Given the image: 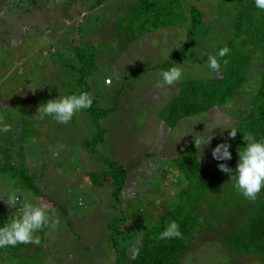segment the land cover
<instances>
[{"label":"rangeland","instance_id":"1","mask_svg":"<svg viewBox=\"0 0 264 264\" xmlns=\"http://www.w3.org/2000/svg\"><path fill=\"white\" fill-rule=\"evenodd\" d=\"M135 1L34 0L33 4L30 0H0V105H9L1 110L2 118L20 120L25 114L31 117H25L22 123L29 130L28 137L8 138L11 142H20L18 150L10 147L9 151L18 152L20 157L7 161L0 148V165L6 162L26 167L34 187L28 188L24 182L9 180L0 174V195L6 197L10 191L29 194L35 198L33 202L45 204L59 222L55 230L45 228L35 233L40 244H25L18 251L21 258H11V246L0 248V264H27V261L36 264V249L41 258L38 264H114L116 252L108 225L114 223L119 212L126 218L124 222L115 223L119 233L115 240L128 261L135 256L140 237L126 238L128 243H125L123 232L133 235L140 231L137 235H141L154 224L151 217H158V209L150 207L151 214L146 210V219L136 223L140 201L149 199L156 202L158 208H164L176 195L178 185L173 177L175 171L169 168L170 160L190 142L195 126L205 125L206 116L181 121L170 129L160 121L158 112L172 100L183 82L210 79L214 72L206 64L185 61L178 65L182 69L179 82L173 86H158L162 83L161 72L165 70L161 65L185 41L188 23L180 17L168 20L165 16L162 20H136V32L141 27L143 31H151L139 32L140 36L135 37L126 29L127 21L120 20ZM163 1L171 0H159L162 4ZM178 1L176 7H183L187 13L192 6L201 10L215 35L225 32L221 31L226 25L223 20H232L236 2ZM29 6L30 12L26 15L16 10L20 8L27 13ZM152 22L166 27L152 30ZM75 50L89 54L77 61ZM207 53V48L200 47L191 55ZM83 68L82 77L78 73ZM135 70L139 72L133 75ZM105 78L113 83L105 85ZM82 91L91 95L96 109L106 113L98 116L81 110L69 123L60 124L38 109L48 100ZM247 91L236 98V105L247 107ZM235 107H227L226 119L238 116ZM219 114L221 112H216L214 118ZM93 118H99L106 130L97 154L80 148L83 139L95 132ZM201 118L205 119L198 120ZM19 125L21 123L16 126L11 123L13 130L0 133L6 137L17 130L20 133ZM147 154L145 162L128 170L132 159L147 158L144 157ZM110 161L123 164L128 171L116 205L110 197L111 179L94 187L86 175L101 171ZM164 168L166 172L160 176ZM14 211L0 200V221H10ZM209 235L213 234L208 230L200 233L191 249L181 257L180 264L255 263V257L242 262L246 256H242L241 261L226 253L216 239L204 240ZM21 259L25 263L20 262Z\"/></svg>","mask_w":264,"mask_h":264},{"label":"trees","instance_id":"2","mask_svg":"<svg viewBox=\"0 0 264 264\" xmlns=\"http://www.w3.org/2000/svg\"><path fill=\"white\" fill-rule=\"evenodd\" d=\"M30 1L35 3L34 0ZM235 1L232 20H223L226 25L225 28H221V31L225 32L216 35L208 26L209 20H205L201 10L192 6L187 13L183 7H176L179 4L178 0L163 1V4L159 0H136L127 7L123 18H120V20L127 21L126 29L131 34L134 33L135 37L140 36L139 32L146 34L151 31H143V27H141L137 28L139 32H136L134 27L136 20H162L165 16L168 20H175L180 17L185 20V24L188 23L185 41L161 65V68L165 70L172 66H178L185 61L207 65L208 54L216 55L223 47L229 48L230 52L223 58L217 57L220 61V69L218 72H214L210 79L183 82L177 94L158 112L160 121L170 129H174L181 121L190 122L192 119L204 115V117L206 116L205 125L203 127L195 126L196 129L192 130L191 134H202L205 137L210 134L212 139L207 146L197 150L191 135L187 146L170 160L169 168L175 171L173 177L178 185V190L172 200L164 205L165 210L163 206L160 208L155 206L156 202L154 204L152 200L140 201V216L135 221L136 223L139 224L146 219L144 218L146 210L148 214H151L148 211L150 207L158 209V217L156 219L151 217L154 224L141 235H137L140 231H135L136 234L133 235H126L123 232L122 240L125 243H128L126 238L131 240L140 237L136 254L128 261L125 260L124 253L119 249V243H116L115 240L119 235L118 230L115 229V223L124 222L126 217L119 212L114 223L108 225L111 234L109 238L116 252L114 264H180L181 257L191 249L195 238L204 230L213 234L204 240L216 239L226 250V253L236 259L241 260L242 256H246L247 258L241 260L245 262L248 258L255 257L254 264H264V189L261 190L255 201H249L235 190L234 182L217 167L218 163H226L228 167L235 169L238 161L237 152L243 148L245 143L242 139L244 134L252 133L257 140L264 139V10L256 8L254 0ZM166 3L168 5H165ZM98 5L100 4L98 3ZM27 8V13L25 10L21 11L20 8H16V10L20 14L26 15L30 12V6ZM165 27L166 25L160 26L154 22L151 24L152 30ZM200 47L207 48L208 53L202 56L191 55V52ZM75 52L77 61L83 60L89 54V52L76 50ZM225 59L229 61L227 65L223 63ZM80 70L78 74L83 77L85 75L84 68ZM77 72L79 71L77 70ZM138 72L135 70L132 74L136 75ZM80 84L81 82L78 81V86ZM246 89H248V98L245 108L242 105H236L235 100ZM229 105H235V111L238 114L237 117L230 116L231 120L225 118ZM8 106L0 105V118L2 115L4 116L1 110H5L4 107ZM85 110L91 115L100 116L106 113L105 110L96 109L94 103ZM216 112H221L217 119L214 118ZM25 117L31 118L25 114L20 120L10 117H7V120L4 119L5 123L10 125L13 123L14 126L21 123V126L19 125L20 133L17 128L18 133L9 134L7 137L0 133L2 135L0 138L2 147L0 146V148L2 153L6 155L7 161L20 157L17 155L18 152H9L10 147L18 150L17 145H20V142L14 143L8 138L11 136L19 137L17 140H20L30 134L29 130L22 125L26 121ZM202 119L205 118L198 120ZM99 121V118L91 119L95 132L83 139L80 143L81 150L97 154L98 145L104 142L106 134V130ZM217 125L229 129L235 128L237 131L236 138L230 139L227 129L214 128ZM225 142L230 144L229 151L232 154V159L229 161L214 160L211 155L212 149L217 144ZM136 149L140 151L139 145ZM144 157L147 158L132 159L129 162L128 170L134 166L139 167V164L148 159V154ZM105 165L107 167L101 171L88 172L86 175L94 187L105 184L102 181H108L110 178L109 184L113 188L110 197L113 198L112 200L116 205L119 203L120 193L127 182L128 171L119 162L110 161L109 164L105 163ZM166 168L161 171L160 176L166 172ZM0 174L6 175L9 180L16 179L18 182H24L28 188L31 186L32 176L29 177L26 167H17L4 162L0 165ZM159 182L162 181L159 180ZM31 188L34 187L31 186ZM161 209L162 211H159ZM171 221L179 224L182 238L157 239L159 233ZM0 224H4L2 220ZM24 245L18 244L11 247L13 253L10 256L12 259L21 258L18 251ZM35 252L39 262L41 259L38 255L39 250L36 249ZM21 261L25 263L23 259ZM26 263L30 264L28 261ZM244 264L251 263L245 262Z\"/></svg>","mask_w":264,"mask_h":264},{"label":"clouds","instance_id":"3","mask_svg":"<svg viewBox=\"0 0 264 264\" xmlns=\"http://www.w3.org/2000/svg\"><path fill=\"white\" fill-rule=\"evenodd\" d=\"M254 5L260 10H264V0H254ZM230 49L221 48L216 55H209L207 67L218 72L220 69V61L217 57L223 58L227 56ZM227 65L228 60H223ZM162 83L158 86H173L182 78V69L178 66H172L161 72ZM105 85L111 84L110 78H105ZM93 98L87 92L79 94H71L48 100L38 109L42 110L44 115L50 116L54 121L60 124L69 123L73 116L91 107ZM223 128L228 130V137L235 139L237 131L235 128L229 129L222 125L214 128ZM213 129V128H212ZM12 126L4 122L0 118V132H10ZM211 131V129H210ZM209 131V133H210ZM192 135V134H191ZM193 144L197 150L207 146L212 135H192ZM244 143L243 148L237 152L238 161L235 169L227 166L226 163H218V169L229 176L235 190L249 201H255L258 194L264 189V139L257 140L252 133L242 136ZM230 144L225 142L217 144L212 149L211 155L217 161H229L232 154L229 151ZM35 198L29 194H20L16 191H10L6 197L0 195V200L11 209H15L13 218L0 226V248L15 247L18 244H40L39 236L35 235L45 228L55 230L58 227V220L54 218V214H50L47 206L39 201L33 202ZM159 240H168L172 238H182L179 230V224L175 221L169 222L163 231L156 237Z\"/></svg>","mask_w":264,"mask_h":264}]
</instances>
